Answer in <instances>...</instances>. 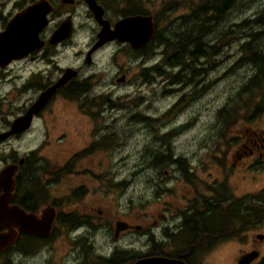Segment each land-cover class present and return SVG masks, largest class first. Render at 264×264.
Masks as SVG:
<instances>
[{"label": "rangeland", "instance_id": "obj_1", "mask_svg": "<svg viewBox=\"0 0 264 264\" xmlns=\"http://www.w3.org/2000/svg\"><path fill=\"white\" fill-rule=\"evenodd\" d=\"M143 2L150 11L161 9L162 17H159L156 29L163 41L176 32H185L180 44H187L185 49L192 50L193 45L189 44L192 32L195 36L202 33L197 39L202 42L204 56L197 60L190 57V53L178 50L176 44L173 49L176 52H172L166 49L165 43L164 46L152 43L144 59L140 54H126L127 62L131 64L129 82L108 86L104 84L117 67L122 66L123 56L118 57L116 64L105 58L101 63L85 66L79 51L89 40L87 32L76 36L63 48L59 66L79 67L82 77L95 74L92 81L97 80L101 89L94 87L80 100L66 97L68 88L62 90L53 98L50 113L44 114L45 123H33L25 133L7 139L2 146L5 155L12 150L17 157L34 152L30 156L33 173L42 186H46V201L39 204L40 208L45 207V203L57 202L59 211L71 212L69 214H74L77 220L88 215L81 213L83 207L95 205L101 213L95 212L97 220L91 228L59 222L49 239L38 243L31 253L13 250L3 258H14L15 264H45L46 258H73L80 250L78 242L82 238H78L84 233L96 250L104 251L106 241H111L110 234L104 237L106 229L110 231L119 217L143 224L157 234L156 225H152L156 212L162 207L178 206L181 200L174 191L183 181L185 186L180 188L190 190L192 187L191 183H186L185 170L195 171L203 177L207 165L216 163L215 158L234 170L244 169L239 176L243 174L245 179L237 183L240 185L245 181L242 191L245 212L254 204L255 191L264 189V153L258 160H255L258 155L251 159L235 157L240 146V133L263 126L264 109L261 107H264V99L259 96L264 95V79L251 82L252 67L236 60L242 54L243 42H258V48L264 50V1L234 0L226 15L214 23L209 12L212 0ZM12 4L9 0L4 14ZM248 24L259 25L261 31L257 34L261 36H256L259 37L257 41L251 40L252 32L246 30ZM242 31L246 32L245 39L240 37ZM174 53L176 58L172 60ZM167 59H170L169 63ZM153 67L161 71L157 72ZM11 68L9 72H0L1 93L13 88L12 84L4 85L8 78L19 72L17 65ZM176 74L177 78L172 77ZM199 81L204 83V88H198L199 83L195 85ZM108 89L111 91L109 98L114 101L112 107L91 104L92 96ZM11 92L15 104L32 95V91L19 94L13 89ZM85 111L105 113L88 119ZM7 119L11 118L6 114L4 124ZM1 124L0 116V127ZM92 130L94 141L107 136L103 145L90 157L66 162L72 151L90 138ZM161 155L166 156L165 163L156 162ZM92 157L95 164H87ZM170 158L179 159L180 164H171ZM45 167L53 175L61 173L57 179L53 175L46 177ZM165 191L167 193L161 197ZM255 204L259 206L258 202ZM61 216L64 219L60 213V219ZM250 221L264 223V212L254 216L250 212L245 225ZM144 239L133 234L122 243L130 241L139 246V241ZM81 244L87 245V241ZM232 252L231 246L225 248L223 258H228Z\"/></svg>", "mask_w": 264, "mask_h": 264}, {"label": "flooded vegetation", "instance_id": "obj_2", "mask_svg": "<svg viewBox=\"0 0 264 264\" xmlns=\"http://www.w3.org/2000/svg\"><path fill=\"white\" fill-rule=\"evenodd\" d=\"M12 1L11 11L9 10L4 14V9L7 7L9 0H0V32L16 13L29 5L41 1L46 5L48 11L45 16L46 23L37 33L38 41L41 42L40 47L29 52L24 57L13 59L7 65L0 67V72H6L8 70L10 71L12 66L17 65L19 71L14 74L13 78H8V80L7 78L4 79L7 80L4 85L8 86L12 84L13 88L9 90L10 92H0V116L2 117L0 135L10 130V125L13 120L22 116L36 101L39 94L63 75L66 68L75 70L76 76L58 88L39 112L32 115L28 129L0 138V146L7 139L16 138L25 133L31 128L33 123L37 121L45 123L44 114L47 112L50 113L53 98L58 93H61L62 90L68 88L66 94H64L68 97L67 94L72 90V87L79 84V87H77V89L79 88L77 98L80 100L84 99L94 87L101 89L100 83L97 80L92 81L91 77L95 74L82 77L79 67L59 66L63 48L69 42L73 41L76 36H81L84 32H87L89 36L87 44L83 50L79 51V54L83 57L85 66L95 64L96 62L101 63L105 58L106 61L110 60L112 64H116L118 57L120 55L123 56L124 61H122V66L117 67L116 72L104 84L108 86L123 85L129 82L131 64L127 62V53L140 54L139 56L144 59L152 43L155 46L157 43H161L164 46L163 36L156 29L159 17H162L160 14L161 9L150 11L145 6L143 0ZM134 16L150 17L152 23V34L142 47L133 49L128 42H120L116 38L106 39L111 35L105 38L100 37L102 29H106V33H112L116 29L117 22ZM62 23L69 25L70 31L68 37L63 39L64 33H61L57 35L58 37L55 42L51 41L53 35ZM257 33H260V31L255 32V36H261V34ZM175 34L179 38L180 36H186L185 32L182 34L176 32ZM201 34L199 33L195 36L194 32H192L193 38L189 41V44L194 47L199 42L197 37ZM245 35L246 32L242 31L240 37L245 39ZM99 41L101 42L100 45L91 52L90 61L86 62V54ZM180 41L181 39L177 41V44L181 45ZM200 44H202L201 41ZM244 45L245 42L242 44V50L244 49ZM182 47L185 49L186 46L182 45ZM109 49H111L110 52H108ZM75 57L77 58L76 54ZM54 67L55 71H53ZM196 84H198V88L205 87L202 81L195 82ZM13 89L19 94L32 91V95L22 101L17 100L15 104L13 101L16 100L15 97L12 98L10 96L12 94L11 90ZM110 95V89L104 92L102 90L101 93L92 96L89 100L93 101L91 104H99L102 102V107L105 105L112 107L111 105L114 101L110 100ZM259 97L264 99V95H260ZM261 108L264 109V107ZM262 111L264 114V110ZM83 113L88 119H92L96 117V114L103 115L105 112L85 111ZM6 114L11 119H7L4 124ZM94 135L95 132L92 130L90 138L83 141L80 148L74 149L72 154L66 158V162L74 163L79 158L94 155L96 150L99 149V146L103 145V140L107 138V136H103L98 141H94ZM238 138L240 146L236 151L235 157L238 159L239 157L246 156L247 159H251L258 155L255 159L258 160L264 153V119L262 128H252L246 131V133L241 132ZM33 154L34 152H30L29 154L17 157L16 152L12 150L9 154L5 155L2 146L0 148V171L6 166H17L12 174L14 185L9 205H17L27 213L32 212L38 214L44 207H39L40 209L38 208L36 211H30L25 206V203L31 202V199L24 193H26V189L32 182L31 175L33 174V177L35 176L30 158ZM161 157L156 162L165 163L166 157L163 155ZM21 158L23 162L22 164H18ZM215 159L216 163L207 165L203 177H199L195 171L192 173L191 171L187 172L185 170L184 178L187 181L186 183H191L192 187L190 190L180 188L181 186H185L183 181L180 187L174 191L177 198L181 200L178 206L172 208L162 207L161 210L156 212V219L152 221V225H156L155 229L159 231L157 234L144 227L143 224L140 225L130 219L119 217L114 222L110 231L106 229L104 237L110 234L111 241H106L104 251L96 250L90 244L88 235L84 233L78 238L82 239L78 242L80 250L76 256L73 258H43L45 259V264H133L138 259L153 256L180 261L184 264H222L221 262L223 261H225L224 264H238V260L243 257L252 258L247 264H263L264 223L250 221L245 225V221H243L245 207L242 191H244L245 181L240 185L237 182L245 179L243 174L239 176V173L244 171V169L234 170L233 167L223 162L220 163L217 158ZM168 160L171 164H180L179 159L170 158ZM87 164L94 165V158H90ZM47 167L43 171L46 177L53 175ZM55 176L53 175V177ZM167 191L161 193L160 196L163 197ZM257 192H260V189L255 191V193ZM1 193L2 190L0 189ZM45 206H53L55 209L52 224L53 232V227L59 223L60 213L63 216H67L71 212L59 211L57 202L45 203ZM171 209L172 211H170ZM95 212L101 213V210L95 205L83 207L81 213L88 215L85 218H79L77 220V224H79L77 227L91 228L94 226L97 220ZM117 223L120 224L119 227H117ZM136 226L139 227L138 230H136ZM15 230L17 232L16 241L0 254V264H15L14 258L3 257L10 254L13 250L22 251L23 254L31 253L38 243L45 242L52 234L51 232L50 236L44 239L24 231H19L16 228ZM5 231V229L0 228V233ZM133 234L145 238L144 241H139V246H136V244L130 241L127 244L122 243L125 238ZM84 241H87V245L81 244ZM229 246L233 248V252L228 258H223L222 252ZM250 254L252 255L249 257ZM19 264L23 263L19 262Z\"/></svg>", "mask_w": 264, "mask_h": 264}, {"label": "water", "instance_id": "obj_3", "mask_svg": "<svg viewBox=\"0 0 264 264\" xmlns=\"http://www.w3.org/2000/svg\"><path fill=\"white\" fill-rule=\"evenodd\" d=\"M47 11L46 5L39 1L23 8L6 23L5 28L0 32V67L7 65L13 59L24 57L29 52L40 47L41 42L38 41L37 33L46 23L45 16ZM115 28L112 33H106L107 30L102 29L100 37L105 38L111 35L106 39L116 38L120 42H128L133 49L142 47L152 34L150 17L134 16L126 18L117 22ZM69 31V25L62 23L53 35L51 41L55 42L58 37L57 35L61 33H64L63 39L67 38ZM100 41L86 54V62L90 61V54L100 45ZM75 76V70L66 68L63 75L42 91L36 101L22 116L13 120L10 125V130L1 134L0 138L28 129L32 115L37 114L55 91ZM22 162L23 159L21 158L18 164H22ZM16 167V165L6 166L0 171V189L2 190L0 194V228L6 230L0 233V254L16 241L17 232L15 228L39 238H48L52 232V224L55 216L53 206H45L38 214H34L32 212H25L17 205H9L14 185L12 174ZM119 225L117 223V227ZM251 259L240 258L238 264H247ZM133 264L184 263L153 256L138 259Z\"/></svg>", "mask_w": 264, "mask_h": 264}, {"label": "trees", "instance_id": "obj_4", "mask_svg": "<svg viewBox=\"0 0 264 264\" xmlns=\"http://www.w3.org/2000/svg\"><path fill=\"white\" fill-rule=\"evenodd\" d=\"M212 1H213V5L210 8L209 12L212 14L211 20L214 23L216 20L219 21L220 19H222L224 17V15H226L227 10L230 9V7L232 6L231 4L233 3L234 0H212ZM263 10H264V6H263ZM202 13H203V15L206 14L205 11ZM256 25H258V24H256ZM258 26L255 27V25L248 24L246 30L249 29L252 32L250 34L251 40L257 41L259 39V37L255 36V32L261 31ZM199 28L205 29L203 26H199ZM181 38H182V36H180V38H179L175 33L172 34L171 38H165L164 43H165L166 49H170L172 52H176V51H173L174 46L176 44L178 47L177 48L178 50L183 51V53L184 52L190 53L189 54L190 57H193V58L198 60L199 57L204 56L203 50L201 49V44H200L199 39H197V40H199V42L196 43V45L193 47L192 50H185L182 47V45L177 44V41H179ZM257 43L258 42H255L254 44L246 43L244 45V49L241 51L242 52V54H240L241 56L236 60V62L241 61L242 63L244 62L243 64H249L252 67V73L253 74L250 78L251 82H254L257 78L264 79V50L261 51L258 48L259 45ZM185 46H187V44ZM171 58H172V60H174L176 58V53H174ZM169 62H170V59H167V63H169ZM177 62H178V60H177ZM182 64L185 65L186 63L183 62ZM152 69L157 71V72L161 71L158 69V67H153ZM197 71H198V69H197ZM172 77L177 78L178 74H176L175 76H172ZM77 87H79V84L77 86L72 87V90L67 94L68 98H70V97L76 98L78 96L79 88L77 89ZM97 105L98 106L102 105V102H100ZM60 173H61V171L56 172V174H54V175H56L55 179H57V177L60 175ZM47 174H49V173H47ZM31 179H32V182L28 186V188L26 189V193H24L25 195H27L31 199V202L25 203L26 204L25 206L30 211H36L40 207L39 204L46 201V195L44 193V188H46V186L45 185L42 186V183L40 182V180H38V177L36 175L33 177V174H32ZM253 202H254V204H252V206L246 208V212H244L243 221H245V222L247 221V217L249 216L250 212L252 213L253 216L256 215L257 212H259V214L264 212V189H262V190H260V192H257L254 194V201ZM256 202L259 203V204H257L259 206H256V204H255ZM54 204H56V203H54ZM244 207H245V203H244ZM59 222L63 223L62 225H69V226L77 225V217L74 214H69L68 216H64V219H63V217L61 216V219L59 218Z\"/></svg>", "mask_w": 264, "mask_h": 264}]
</instances>
